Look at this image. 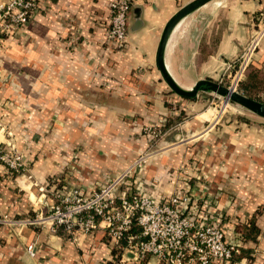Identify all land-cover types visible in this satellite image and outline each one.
Masks as SVG:
<instances>
[{
    "label": "crops",
    "instance_id": "0c3cea01",
    "mask_svg": "<svg viewBox=\"0 0 264 264\" xmlns=\"http://www.w3.org/2000/svg\"><path fill=\"white\" fill-rule=\"evenodd\" d=\"M114 1L39 0L30 22L1 39L0 155L18 153L24 170L14 175L0 161V218L24 221L48 212L59 201L54 190L58 197L74 189L91 195L149 148L148 127L165 124L163 144L179 135L202 141L168 148L142 177L129 178L123 192L165 197L182 186L207 202L210 214L224 216L227 241L252 249L254 260L234 264H264V130L206 131L210 120L203 113L180 123L188 108L156 66L166 24L194 0H135L123 51L107 48ZM177 27L165 63L179 86L191 90L200 80L228 74L229 64L264 28V0L213 1ZM253 60L264 70V36ZM107 93L113 98L107 100ZM185 166L190 171L182 172ZM252 220L257 241H245L237 227L250 228ZM79 242L42 226L1 223L0 264H117L104 231ZM31 244L35 257L28 253Z\"/></svg>",
    "mask_w": 264,
    "mask_h": 264
},
{
    "label": "built area",
    "instance_id": "2783aa9c",
    "mask_svg": "<svg viewBox=\"0 0 264 264\" xmlns=\"http://www.w3.org/2000/svg\"><path fill=\"white\" fill-rule=\"evenodd\" d=\"M134 1L112 3L108 49L123 51L127 47L129 13ZM38 7L39 0H10L0 5V41L26 26ZM263 36L264 28L258 30L241 59L235 62L237 66L229 64L230 71L238 68L232 82L235 89L253 63ZM0 161L15 173L24 170L23 157L18 153H2ZM135 168L127 169L91 195L74 189L69 195L58 197L59 201L48 212L40 211L24 221L4 217L0 224L48 227L54 233L62 228L78 245L81 236L102 230L113 248L122 250L117 264H143L149 258L156 264H234V256L240 253L243 243L227 241L223 215L210 214L209 204H201L200 196L182 186L165 197L140 191L121 192L126 181L134 177ZM184 182L189 185L190 178ZM134 226L140 228L138 234L132 232ZM28 253L35 257L34 244L29 246Z\"/></svg>",
    "mask_w": 264,
    "mask_h": 264
},
{
    "label": "rangeland",
    "instance_id": "374dc122",
    "mask_svg": "<svg viewBox=\"0 0 264 264\" xmlns=\"http://www.w3.org/2000/svg\"><path fill=\"white\" fill-rule=\"evenodd\" d=\"M215 1L217 2L219 0H215ZM252 40H253V38H251L249 45L251 44ZM248 46L246 48H248ZM258 49H257V51H258ZM244 52H242L235 59V61L232 62V64H235L236 61L240 60L241 56ZM235 66H237V64H235ZM237 69L238 68L235 67V68H233V70H231V71L229 70V72L226 76H224L221 79H219L218 81H214V82H217V83L221 84L223 87L232 89V90L244 95L240 91V88H239V85L241 82L239 83L237 89H235V86L232 83L233 77H234ZM230 73H231V76H230ZM168 90H170L169 87H168ZM172 94H174V93L172 92ZM174 95H175L174 98L180 100L181 103L186 104V107L188 108V114L189 115H187L186 112L183 111L182 114L179 116L180 118L183 117L182 119H179L180 123L183 122V120L186 121L187 119H189V117H193V116H196V115L203 113L201 115L202 118H204L206 120H210V122L206 124V127L204 130L208 129V131H210L213 129V131L216 132V131H218L219 128L223 129L226 126H232V128L236 129V130H240L243 128H249V129L255 130V131H260L262 129L264 130V119L263 118H260L259 116L253 114L252 112L248 111L247 109L243 108L242 106H240L236 103L229 102L228 104H226L225 98L221 97L220 95H217L215 93H200L198 95V97L194 100H187V99L180 98L176 94H174ZM106 97H107V100L109 98H113V96L109 95L108 93L106 94ZM254 100L264 104V94L255 96ZM105 107H114V106L110 105V104H106ZM115 107H119V106H115ZM205 113H207L209 116H206ZM210 116H211V118H209ZM124 121H126V120H124ZM172 121H175V120L173 119ZM164 123L165 122H161V125ZM173 124H175V123H173ZM170 125H172V124H170ZM158 126L148 127V129L145 131V134L147 135L148 140L150 141V144H149L148 149L142 151L138 155L136 164L134 163L135 165L132 164L129 167V168L136 167L135 171L132 174L134 176V179H139V177H142V173L145 172L146 167L150 164V162L152 160H154L155 157L164 153L168 148L175 147L176 145H179V148L190 147L194 143L202 141V139L199 141H195L196 139L192 138V136H185L184 137L182 135H179L177 140H175L173 143L163 144V142L166 138V130L169 127L166 128L165 124L161 127H158ZM179 127H180V125H179ZM185 160H188V159L184 158L182 163H184ZM75 162L78 164L79 161H75ZM195 166H197V165H195ZM186 170H189V166H185L182 169V172H184ZM120 174H122V172ZM137 175H139V177H137ZM124 187H126V185H123V188ZM121 191H124V190L121 189ZM53 194H54L55 200L58 201L59 199H58V195L56 194V190L53 191ZM46 228H48V227H46ZM150 259L151 258H149L147 261H149ZM251 259L254 260V257H251ZM116 261H118V260H116ZM134 264H136V263H134ZM143 264H147V263L145 262Z\"/></svg>",
    "mask_w": 264,
    "mask_h": 264
},
{
    "label": "water",
    "instance_id": "95a60500",
    "mask_svg": "<svg viewBox=\"0 0 264 264\" xmlns=\"http://www.w3.org/2000/svg\"><path fill=\"white\" fill-rule=\"evenodd\" d=\"M215 0H194L187 6L183 7L179 10L166 24L159 45L157 49L156 55V66L162 76L163 81L170 88V90L179 96L180 98L187 100H194L198 97L200 93H215L225 98V103L229 102L236 103L253 114L259 116L264 119V104L258 102L256 100L250 99L236 91H232V89L223 87L221 84L214 82L212 80L204 79L200 80L195 84V86L191 90H186L179 86V84L175 81L171 73L169 72L166 63H165V54L167 50V46L170 40V37L175 30V28L179 25V23L185 19L190 14L195 11L201 9L205 5L213 2ZM137 14V11H135ZM141 13L136 15V19L140 17ZM139 19V18H138Z\"/></svg>",
    "mask_w": 264,
    "mask_h": 264
},
{
    "label": "trees",
    "instance_id": "16d2710c",
    "mask_svg": "<svg viewBox=\"0 0 264 264\" xmlns=\"http://www.w3.org/2000/svg\"><path fill=\"white\" fill-rule=\"evenodd\" d=\"M239 88H240V91L246 97L253 99V100L255 96L264 94V70L260 69L259 67H257L255 64L252 63L247 68L246 73H245V78L240 83ZM182 118L178 117L177 120L182 119ZM10 172H12L14 175H17L13 171H10ZM258 214H260V211L258 212ZM237 229L239 233L241 234V236H243V239L245 241H251V240L257 241L256 237H254V234H259V230L256 228L254 220L250 222V228H247L246 226H238ZM132 232L134 234H138L140 232V228L137 226H134ZM58 233L60 235L70 237V235L67 232H65L64 229L62 228L58 230ZM251 252H252V249H244V247H242L240 250V253L234 256V260H237V259L240 260L243 257H247L249 260H252L250 256ZM121 254H122L121 249L115 248V250H113V255L115 257V260H118L121 257ZM147 260L148 259L145 260L146 263L148 262Z\"/></svg>",
    "mask_w": 264,
    "mask_h": 264
},
{
    "label": "bare ground",
    "instance_id": "6f19581e",
    "mask_svg": "<svg viewBox=\"0 0 264 264\" xmlns=\"http://www.w3.org/2000/svg\"><path fill=\"white\" fill-rule=\"evenodd\" d=\"M178 29H179V27L175 28L176 31H177ZM175 30H174V31H175ZM176 31H175V32H176ZM173 33H174V32H173ZM173 33H172V35H173ZM174 34H175V33H174ZM171 37H172V36H171ZM170 39H171V38H170ZM169 42H171V40H170ZM169 45H170V44H169ZM169 45H168V46H169ZM168 50H169V47H168V49H167V56H168ZM167 61H168V58H167ZM186 90H187V89H186ZM232 91H234V90H232ZM207 113H208V112H207ZM207 113H205L206 116H209ZM209 118H211V116H210Z\"/></svg>",
    "mask_w": 264,
    "mask_h": 264
}]
</instances>
